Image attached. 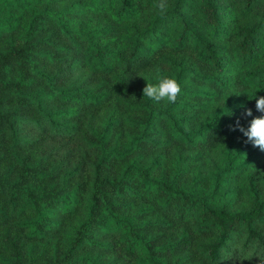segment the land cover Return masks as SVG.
<instances>
[{"label": "trees", "instance_id": "obj_1", "mask_svg": "<svg viewBox=\"0 0 264 264\" xmlns=\"http://www.w3.org/2000/svg\"><path fill=\"white\" fill-rule=\"evenodd\" d=\"M155 2L0 0V264H264V0Z\"/></svg>", "mask_w": 264, "mask_h": 264}, {"label": "clouds", "instance_id": "obj_2", "mask_svg": "<svg viewBox=\"0 0 264 264\" xmlns=\"http://www.w3.org/2000/svg\"><path fill=\"white\" fill-rule=\"evenodd\" d=\"M153 7L159 15L163 16L167 12V0H156ZM155 78L158 81L156 84L147 83L143 88V97H147L156 103L163 101L167 104H175L182 92L179 81L174 77L163 76L159 73ZM255 99L256 110L264 114V96L255 97ZM245 116H252V110L246 109ZM232 130H239L246 137L245 143H250L253 147L264 151V115L251 119L247 128L243 127L237 119Z\"/></svg>", "mask_w": 264, "mask_h": 264}, {"label": "rangeland", "instance_id": "obj_3", "mask_svg": "<svg viewBox=\"0 0 264 264\" xmlns=\"http://www.w3.org/2000/svg\"><path fill=\"white\" fill-rule=\"evenodd\" d=\"M119 137H121V135H119ZM54 141H42L39 140L37 142V144H35L32 149L30 150V152L33 154V156L36 155H47L49 156H55L56 155V151L57 150H61L63 147H58L57 144L53 143Z\"/></svg>", "mask_w": 264, "mask_h": 264}]
</instances>
